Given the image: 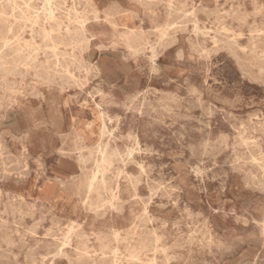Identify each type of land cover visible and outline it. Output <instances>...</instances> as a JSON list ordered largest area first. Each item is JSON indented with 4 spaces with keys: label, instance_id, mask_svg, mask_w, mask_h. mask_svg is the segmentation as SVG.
<instances>
[{
    "label": "rangeland",
    "instance_id": "obj_1",
    "mask_svg": "<svg viewBox=\"0 0 264 264\" xmlns=\"http://www.w3.org/2000/svg\"><path fill=\"white\" fill-rule=\"evenodd\" d=\"M52 1L56 56L0 0V264H264V0Z\"/></svg>",
    "mask_w": 264,
    "mask_h": 264
},
{
    "label": "bare ground",
    "instance_id": "obj_2",
    "mask_svg": "<svg viewBox=\"0 0 264 264\" xmlns=\"http://www.w3.org/2000/svg\"><path fill=\"white\" fill-rule=\"evenodd\" d=\"M23 4H24V7L25 8H20V6H19V4L17 3V0H13V10H15V9H18V11L20 12V14H22L20 17H23V15H25V14H27V12H29L30 11V8L31 9H33V15H32V21H31V24H32V26H34L35 24H38V21H39V18H40V16L41 15H43L44 17H46V19L47 20H49V22H50V24H49V27L48 28H43V29H41V31H40V35L42 36V38H43V41H44V44H43V46H45V48L46 49H41V47L40 46H38V45H28L27 44V46H25L26 47V54L24 53L25 51V49L24 48H22L21 47V45H20V38H18V36L16 35V33H15V29H14V26L13 25H11L10 23H8V25L6 24V25H4V26H0V48H1V50H0V70L1 71H3L4 73H8V72H10V71H13V70H15L16 68H18L19 66H24V67H31V68H35L38 64H37V60H36V54H37V52L38 51H40V50H43V52L44 53H46V52H51L53 55H57V50H58V44H59V35L58 34H54V28H53V24H55V15H54V13H53V7H52V5L54 4V2L52 1V0H44V2H43V6H41L40 8H36V7H31L25 0H23V2H22ZM173 5V4H172ZM228 9V8H227ZM27 11V12H26ZM57 11V10H56ZM32 12V11H31ZM211 12V11H210ZM15 13V12H14ZM12 14V17H14L15 19H16V15L15 14ZM237 14V13H236ZM241 14V13H240ZM235 15V14H234ZM186 16V15H185ZM232 16V15H231ZM239 17H241L240 15H239ZM168 18V17H167ZM243 18V17H242ZM169 19V18H168ZM174 19V18H173ZM235 19H236V17H235ZM3 20V19H2ZM177 20V19H176ZM165 21H166V19H165ZM243 21V20H242ZM52 22V23H51ZM54 22V23H53ZM237 22V21H236ZM167 23V22H166ZM169 23V22H168ZM175 23V22H174ZM173 23V24H174ZM238 23V22H237ZM83 24V23H82ZM168 27H170V25L168 26ZM33 28H31V32H33ZM31 37V36H30ZM195 37H196V35H195ZM162 38V37H161ZM159 40V39H158ZM7 51H13V58L10 60V62H8V61H6V52ZM174 53V52H173ZM152 55V54H151ZM209 55V54H208ZM154 57V56H153ZM236 57V56H235ZM123 58V57H122ZM46 59V58H45ZM149 59H151V57L149 58ZM146 61V60H145ZM150 61V60H149ZM59 61H58V59H57V66H59V63H58ZM237 62V61H236ZM147 63V62H146ZM6 64H9L10 65V67H7V66H5ZM145 64V63H144ZM151 65V64H150ZM154 69H156V68H154ZM153 70V69H152ZM146 71V70H145ZM144 71V72H145ZM154 71V70H153ZM157 71V70H156ZM140 76V75H139ZM139 79V78H138ZM99 81V80H98ZM130 81V80H129ZM132 81H133V79H132ZM216 82V81H215ZM96 83V82H95ZM184 83V82H183ZM128 84V83H127ZM97 86V85H96ZM120 86V85H119ZM135 87V86H134ZM92 88V87H91ZM94 88V87H93ZM139 88V87H138ZM145 88V87H144ZM189 88V87H188ZM195 88V87H194ZM193 88V89H194ZM129 91V90H128ZM81 92V91H80ZM136 92H138V91H136ZM185 92V91H184ZM98 93V92H97ZM140 93V92H139ZM147 93V92H146ZM188 93V92H187ZM138 94V93H137ZM143 94V93H142ZM169 94V93H168ZM172 94V93H171ZM136 95V94H135ZM141 95V94H140ZM68 96V95H67ZM165 96V95H164ZM163 96V97H164ZM170 96V95H169ZM172 96V95H171ZM69 97V96H68ZM142 97V96H141ZM167 97V96H166ZM169 98V97H168ZM173 98V97H172ZM176 98V97H175ZM188 98V97H187ZM141 99V98H140ZM179 99V98H178ZM165 100V99H164ZM168 100V99H167ZM166 100V101H167ZM176 100V99H175ZM183 100V99H182ZM181 99H180V101H182ZM240 100V99H239ZM128 101H130V100H128ZM143 101V100H142ZM156 101V100H155ZM157 101H159V100H157ZM170 101V100H169ZM186 101V100H185ZM189 101V100H188ZM225 101V100H224ZM87 102V101H86ZM130 102H132V101H130ZM138 102V101H137ZM163 102V100L161 101V103ZM190 102L191 101H189V104H190ZM223 102V101H222ZM148 103V102H147ZM164 103V102H163ZM172 103V102H171ZM174 103V102H173ZM122 104V103H121ZM90 105H92V104H90ZM94 105V104H93ZM167 105V104H166ZM161 106V105H160ZM163 106H164V104H163ZM187 106V105H186ZM194 106V105H193ZM196 106V105H195ZM198 106V105H197ZM122 107H123V105H122ZM157 107V106H156ZM171 107V106H170ZM169 107V108H170ZM125 108H126V106H125ZM128 108V107H127ZM130 108V107H129ZM153 108V107H152ZM172 108V107H171ZM185 108V107H184ZM183 108V109H184ZM197 108L198 107H196V110H197ZM200 108V107H199ZM133 109H135V108H133ZM165 109V108H164ZM163 109V110H164ZM191 109V108H190ZM194 109V108H193ZM213 109V108H212ZM166 110V109H165ZM168 110V109H167ZM200 110V109H199ZM214 110V109H213ZM138 111V110H137ZM157 111V110H156ZM172 111V110H171ZM170 111V112H171ZM159 114H160V112H159V110L157 111ZM163 112V111H162ZM174 112V111H173ZM168 113H169V111H168ZM167 113V114H168ZM230 113H231V111H230ZM147 114V113H146ZM170 114V113H169ZM183 114V113H182ZM181 114V115H182ZM221 114V113H220ZM185 115V114H184ZM205 115V114H204ZM246 115V114H245ZM247 115H249L248 113H247ZM167 116H169V115H167ZM171 116V115H170ZM169 116V117H170ZM217 116V115H216ZM223 116V115H222ZM230 116V115H229ZM249 116H251V115H249ZM248 116V117H249ZM161 117H163V116H161ZM175 117V116H174ZM190 117V116H189ZM252 117H254V116H252ZM2 118V117H1ZM36 118V113H34L33 111H31V110H27V112H26V115H25V119H26V121L28 122V123H30V122H32L34 119ZM171 118V117H170ZM173 118V117H172ZM181 118H183V117H181ZM187 118V117H186ZM224 118V117H223ZM227 118V117H226ZM258 118V117H257ZM101 119V118H100ZM207 119V118H206ZM233 119V118H232ZM152 120V119H151ZM155 120V119H154ZM187 120V119H186ZM243 119H241V121H242ZM153 121V120H152ZM174 121V120H173ZM179 121V120H178ZM201 121V120H200ZM205 121V120H204ZM245 121V120H244ZM235 122V121H234ZM257 122V121H256ZM263 122V121H262ZM118 123V122H117ZM183 123V122H182ZM249 123V122H248ZM196 124V123H195ZM233 125H235L234 123H232ZM88 125V124H87ZM173 125V124H172ZM206 125V124H205ZM170 126V125H169ZM209 126V125H208ZM229 126V125H228ZM239 126V125H238ZM234 127H236V126H234ZM253 127V126H252ZM264 127V126H263ZM262 127V128H263ZM195 128V127H194ZM204 128V127H203ZM232 128V127H231ZM257 128H258V125H257ZM101 130H100V134L101 135H103L104 133H105V126L103 125V127L102 128H100ZM182 129V128H181ZM183 130H185V129H182V131ZM192 130V129H191ZM257 130V129H256ZM263 130V129H262ZM236 131V130H235ZM261 131V130H260ZM176 132V131H175ZM179 132V131H178ZM243 132V131H242ZM261 132H263V131H261ZM173 133V132H172ZM185 133V132H184ZM219 133H221L220 131H219ZM176 134V133H175ZM179 134H180V132H179ZM225 134V133H224ZM208 135V134H207ZM207 135H205V136H207ZM232 135V134H231ZM179 136V135H178ZM226 136H227V134H226ZM216 138H217V135H216ZM221 138V137H220ZM225 138V137H224ZM223 138V139H224ZM228 138H229V136H228ZM231 138V137H230ZM234 138V137H233ZM226 139H227V137H226ZM225 139V140H226ZM245 139V138H244ZM180 140V139H179ZM182 140V139H181ZM209 140V139H208ZM211 140H212V137H211ZM233 140H235V139H233ZM210 141V140H209ZM219 141V140H218ZM221 141V140H220ZM227 141V140H226ZM180 142V141H179ZM222 142V141H221ZM220 142V143H221ZM234 142V141H233ZM199 143V142H198ZM208 143H210V142H208ZM226 143H228V142H226ZM244 143V142H243ZM201 144V143H200ZM218 144V143H217ZM229 144H230V142H229ZM228 144V145H229ZM207 145V144H206ZM226 145V144H225ZM205 146V145H204ZM221 146H222V144H221ZM224 146V145H223ZM222 146V147H223ZM105 146L101 143V142H99V143H97L96 145H95V148H96V151L100 154V161L101 162H104L105 161V148H104ZM198 147V146H197ZM233 147V146H232ZM196 148V147H195ZM193 149V148H192ZM199 149V148H198ZM197 149V150H198ZM203 149V148H202ZM209 149V148H208ZM215 149V148H214ZM217 149H219V148H217ZM233 149V148H232ZM196 150V149H195ZM210 152V151H209ZM232 152V151H231ZM211 153V152H210ZM212 154H214V152L212 153ZM240 154V153H239ZM192 155V154H191ZM200 155H201V153H200ZM225 155H228V154H225ZM230 155V154H229ZM216 156V155H215ZM214 156V157H215ZM206 157V156H205ZM251 157V156H250ZM213 158V157H212ZM225 158V157H224ZM226 159V158H225ZM186 163V162H185ZM211 163V162H210ZM197 164V163H196ZM221 165V164H220ZM208 166V165H207ZM211 166V165H210ZM213 166V165H212ZM191 167V166H190ZM195 167V166H194ZM225 169V168H224ZM229 169V168H228ZM96 171V170H95ZM194 172H195V170H194ZM224 173V172H223ZM200 175V174H199ZM213 175V174H212ZM211 175V176H212ZM211 178V177H210ZM94 179H95V173L93 174V177H92V181L90 182V184H89V186H92L93 184H94ZM170 179V178H169ZM220 181V180H219ZM200 183V182H199ZM217 183V182H216ZM221 184V183H220ZM228 184V183H227ZM202 185V184H201ZM221 186V185H220ZM200 188V187H199ZM263 188V187H262ZM90 189V188H89ZM88 190V189H87ZM90 192V191H89ZM88 194V192L85 194V195H87ZM175 198H176V196H174ZM86 200V199H85ZM83 204V203H82ZM184 204V203H183ZM248 205V204H247ZM220 207V206H219ZM115 208V207H114ZM89 209V208H88ZM115 210V209H114ZM244 212H245V210H244ZM243 212V213H244ZM242 216V215H241ZM246 216V215H245ZM187 217V216H186ZM152 218V217H151ZM202 220V219H201ZM237 220V219H236ZM247 220V219H246ZM82 221V220H81ZM84 221V220H83ZM150 221V220H149ZM148 221V222H149ZM161 222V221H160ZM170 222H171V220H170ZM194 222V221H193ZM197 222V221H196ZM202 222V221H201ZM247 222V221H246ZM165 224V223H164ZM196 224V223H195ZM202 224V223H201ZM243 224V223H242ZM151 225V224H150ZM16 226V225H15ZM263 226V225H262ZM155 227V226H154ZM195 227V226H194ZM264 227V226H263ZM262 228V227H261ZM153 229V228H152ZM177 229V228H176ZM192 229V228H191ZM260 230H262V229H260ZM187 232V231H186ZM222 232V231H221ZM231 232V231H230ZM233 232V231H232ZM237 232H238V230H237ZM264 232V231H263ZM152 233H153V230H152ZM195 233H196V229H195ZM203 233V232H202ZM254 233V232H253ZM154 234V233H153ZM153 234H151V235H153ZM71 235H72V233H71ZM162 235V234H161ZM224 234H222V236H223ZM262 235V234H261ZM153 236H155V238L157 237L156 236V233H155V235H153ZM159 236V235H158ZM189 236V235H188ZM201 236V235H200ZM220 236V235H219ZM221 236V237H222ZM240 236V235H239ZM160 237V236H159ZM194 237V236H193ZM202 237H203V235H202ZM237 237V236H236ZM242 237V236H241ZM245 237V236H244ZM244 237H243V239H244ZM200 238V237H199ZM209 238V237H208ZM193 239V238H192ZM207 239V238H206ZM254 239H256V238H254ZM65 240V239H64ZM231 240V239H230ZM233 240V239H232ZM236 240V239H235ZM158 241V240H157ZM184 242V241H183ZM231 242V241H230ZM241 242H243V241H241ZM259 242H260V240H259ZM188 243V242H187ZM227 243H228V241H227ZM63 244V243H62ZM183 244H185V243H183ZM224 244V243H223ZM232 244V243H231ZM207 245V244H206ZM230 245V244H229ZM228 245V246H229ZM233 245V244H232ZM242 245V244H241ZM261 245V244H260ZM259 245V246H260ZM61 246V245H60ZM64 246V245H63ZM218 246V245H217ZM228 246H227V248H228ZM238 246V245H237ZM240 246V245H239ZM258 246V245H257ZM84 247V246H83ZM155 247V246H154ZM209 247V246H208ZM233 247V246H232ZM161 247H159V249H160ZM227 248H226V250H227ZM236 248V247H235ZM240 248H241V246H240ZM59 250H61V248L59 249ZM58 250V251H59ZM220 250H221V248H220ZM225 250V249H224ZM223 250V251H224ZM234 250V249H233ZM233 250H232V252H233ZM237 250V249H236ZM235 250V251H236ZM264 250V249H263ZM209 251V250H208ZM83 252H85V250L83 251ZM103 252V251H102ZM220 252V251H219ZM229 252H231V251H229ZM263 252V251H262ZM49 253V252H48ZM136 253V252H135ZM221 253V252H220ZM226 253V252H225ZM102 254V253H101ZM107 254V253H106ZM81 255V254H80ZM102 255H104V254H102ZM132 255V254H131ZM261 255V254H260ZM135 256H136V254H135ZM52 258H53V256H52ZM134 258H136V257H134ZM125 259V258H124ZM137 261H138V259H137ZM253 261V260H252ZM150 262V261H149ZM168 262V261H167ZM166 262V263H167ZM49 264V263H48ZM67 264V263H66ZM148 264V263H147ZM153 264H154V262H153Z\"/></svg>",
    "mask_w": 264,
    "mask_h": 264
}]
</instances>
